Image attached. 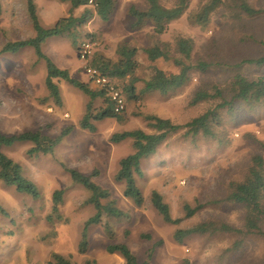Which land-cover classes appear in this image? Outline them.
Instances as JSON below:
<instances>
[{
	"label": "rangeland",
	"instance_id": "obj_1",
	"mask_svg": "<svg viewBox=\"0 0 264 264\" xmlns=\"http://www.w3.org/2000/svg\"><path fill=\"white\" fill-rule=\"evenodd\" d=\"M165 7L177 0H159ZM205 0H189L184 13L168 23L162 34H154L146 23L131 30L130 5L145 6L144 0H115L107 20L100 19L93 6L92 17L77 31L75 43L69 35L47 38L41 50L69 75L83 82L89 81L84 66L90 65L94 55L115 60L121 44L137 47L139 67L135 75L143 79L155 65L167 72H176L172 60L150 62L142 48L152 44L166 45L172 55L175 40L191 38V63L205 61L210 66L204 71L191 70L188 82L172 94L156 92L143 94L138 100H127L121 120L105 118L95 121V130L79 127L87 97L66 81H57L61 104L56 105L48 96L44 85L45 64L37 59L31 47L14 53L0 54V131L4 134L20 133L41 128L53 137L69 126L52 153L29 157L30 143H16L1 147V151L21 166L22 174L31 180L38 191L36 198L19 192L14 186L0 180V264H54L52 253L70 260L72 264H124L117 253L106 250L108 240L103 226L109 224L114 231L112 242L124 243L134 254L138 264H260L264 254V235L252 234H190L177 242L173 233L187 229L205 220H214L241 228L243 210L224 202L212 203L226 192L230 181L239 180L246 170L252 154L264 157V110L256 114L237 110L224 114L213 127L216 137L186 136L183 129L168 136L155 154L143 159L142 175L135 182L144 198L140 207L123 195L124 183L114 180L118 161L133 149L129 138L118 142L109 140L111 134L131 129L152 130L142 115L153 114L184 124L197 116L212 102L190 104L193 93L202 85H221L227 77L226 69L240 59L261 54L264 42V0H245L259 12L254 16L241 13L235 0H222L206 26L193 24L189 15ZM36 14L44 27L68 15L67 1L34 0ZM0 48L7 41L23 40L34 35L26 10L25 0H0ZM84 9L72 10L77 16ZM91 35V36H88ZM92 39L95 44L87 62L78 56L81 41ZM93 55V56H92ZM254 73V72H252ZM101 99L94 101L97 109ZM65 168L83 174H96L91 179L110 192V198L122 215L102 214L97 224L87 228L88 246L85 253L77 251L84 221L94 214V207L86 203L89 191L73 183ZM61 189L62 200L57 212H52V192ZM151 190L158 191L169 206L176 224L166 223L150 204ZM105 202V201H103ZM205 206L190 217H184L183 204ZM239 245L235 246V242Z\"/></svg>",
	"mask_w": 264,
	"mask_h": 264
},
{
	"label": "trees",
	"instance_id": "obj_2",
	"mask_svg": "<svg viewBox=\"0 0 264 264\" xmlns=\"http://www.w3.org/2000/svg\"><path fill=\"white\" fill-rule=\"evenodd\" d=\"M61 1L69 3L68 15L57 19L52 26L44 27L40 24L36 14L34 0H25L34 35L23 40L7 41L1 46L0 54L14 53L22 48L31 47L36 58L44 61L46 70L44 85L48 96L56 105L61 104L59 88L54 80L66 81L81 91L87 97V102L85 103L84 113L79 120V127L94 131L95 121L105 118L121 120V114L124 110L119 113L114 112L112 103L105 90L90 86L88 82L71 77L67 69L58 67L41 50L42 43L51 36L69 35L72 37L73 43H75V39L78 36L77 31L92 17V11L86 7L88 0ZM94 1V13L100 19L107 20L114 9L115 0ZM144 2L145 6L142 8H138L135 5L128 7L127 12L131 17L129 28L137 30L146 23H150L154 34L159 35L166 31L169 22L179 18L184 13L189 0H177L176 4L171 7L163 6L159 0H144ZM234 2L239 11L247 16H254L259 12L245 0H235ZM221 3L222 0H205L194 13L189 15L190 22L202 27L206 26L210 21L211 15ZM79 6H84L83 11L77 16L73 15L72 10ZM260 45V55L240 59L226 69L227 77H225L221 85L205 84L193 93L189 101L190 104L205 101L212 102L213 105L184 124L173 123L168 118L146 114L142 115V117L152 130L151 132L136 128L111 134L109 138L111 142H118L126 138L131 140L133 151L119 159L114 180L124 183L123 195L131 199L135 207L142 206L144 201L142 193L135 182V176L140 177L142 175L141 161L155 154L159 145L168 136L176 134L183 129V134L186 136L201 135L206 138H214L216 133L213 127L220 123L224 114H231L237 110L256 114L258 111L264 110V42H260ZM192 49L193 42L188 37H179L175 40L174 55L163 44H152L142 48L141 50L148 61L155 62L160 59L164 61L171 59L172 63L177 67V71L167 72L153 65L151 66L150 75L141 80L142 84L139 88L136 83L140 79L135 75V71L139 67V62L136 58L139 50L137 47L121 44L118 46V57L115 60L103 58L101 55H94L90 65L110 77L127 100H138L143 94L153 92L166 96L188 82L192 69L204 72L210 66V63L205 61L191 63ZM97 99H101L102 104L96 109L93 103ZM69 130L70 127L67 126L53 137L42 133L41 128L14 134H4L0 131V180L6 185L14 186L17 191L36 198L38 191L35 184L22 174L21 166L4 154L1 151V147L28 142L31 146L26 150L27 156L37 157L41 154L52 153L55 145L59 143ZM65 170L73 183L79 184L89 191L86 203L91 204L95 209L94 214L84 221L80 232L77 251L83 254L88 246L87 228L91 224L99 223L102 214L118 217L122 215V211L116 207L115 200L110 198L109 190L101 187L91 179V176L96 174V170L88 175L71 168H65ZM62 192L61 189H56L52 192V212L58 211V206L62 200ZM149 200L164 222L170 224L180 222V218L171 217L169 206L158 191L151 190ZM219 202L238 206L243 210L241 228L223 222L205 220L193 227L175 230L173 233L174 239L180 242L190 234L264 235V157L261 154H252L242 177L239 180L230 181L223 197L212 201V203ZM204 206L205 204L203 203H195L193 206L187 203L183 204L184 217L192 216ZM103 229L108 240H110L106 245V250L109 253L120 255L124 260V264H138L134 254L126 244L112 242L114 231L110 225L105 223ZM234 244L238 246L239 241ZM51 256L54 264H72L69 259L60 254L52 253ZM84 264H95V261L85 260ZM260 264H264V254Z\"/></svg>",
	"mask_w": 264,
	"mask_h": 264
},
{
	"label": "built area",
	"instance_id": "obj_3",
	"mask_svg": "<svg viewBox=\"0 0 264 264\" xmlns=\"http://www.w3.org/2000/svg\"><path fill=\"white\" fill-rule=\"evenodd\" d=\"M94 4V0H88V5L94 6ZM94 44L95 42L92 39H86L80 42L78 47V56L82 61L87 62V60L90 58L93 52ZM84 68L89 74V81L94 86L107 92L112 103L113 111L116 113L122 112L126 106L125 98L120 88L116 86L114 81L91 65L86 64Z\"/></svg>",
	"mask_w": 264,
	"mask_h": 264
}]
</instances>
